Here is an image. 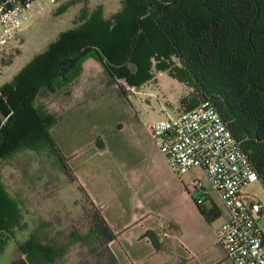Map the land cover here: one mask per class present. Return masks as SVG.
Segmentation results:
<instances>
[{
	"label": "trees",
	"instance_id": "trees-1",
	"mask_svg": "<svg viewBox=\"0 0 264 264\" xmlns=\"http://www.w3.org/2000/svg\"><path fill=\"white\" fill-rule=\"evenodd\" d=\"M80 21L0 87V169L22 150L53 158L88 202L87 231L72 230L68 242L89 243L98 257L118 264L108 246L116 233L53 139L56 116L36 103L41 90L55 93L76 79L89 58L110 78L135 88L153 79V68L166 72L190 88L189 97L181 98L187 109L210 100L264 189V0H122L110 17L98 5ZM23 224L22 203L0 175V251ZM145 234L161 246L153 230ZM66 245L46 239L38 228L17 242L19 255L7 264H54Z\"/></svg>",
	"mask_w": 264,
	"mask_h": 264
},
{
	"label": "crops",
	"instance_id": "crops-1",
	"mask_svg": "<svg viewBox=\"0 0 264 264\" xmlns=\"http://www.w3.org/2000/svg\"><path fill=\"white\" fill-rule=\"evenodd\" d=\"M101 72L106 73L102 65L89 58L81 74L63 86L67 92L62 94L61 103L69 108L76 99L75 106L63 111L50 133L116 233L108 246L118 264H235L217 240V228L227 219L220 197L201 167L181 175L171 169L148 127L160 117L140 114L128 104V93H123L127 88L109 76L104 77L96 96L79 101L84 79ZM165 107L167 114L161 118L188 110L181 99L173 111ZM191 179H198L206 193L189 190ZM198 195L203 199L201 204L194 200ZM147 230L156 233L159 248L145 234Z\"/></svg>",
	"mask_w": 264,
	"mask_h": 264
},
{
	"label": "rangeland",
	"instance_id": "rangeland-1",
	"mask_svg": "<svg viewBox=\"0 0 264 264\" xmlns=\"http://www.w3.org/2000/svg\"><path fill=\"white\" fill-rule=\"evenodd\" d=\"M121 3L122 0H56L54 4L44 7L41 13L31 17L20 35L0 48V87L12 81L61 31L79 26L85 12L89 14L101 5L103 15L108 18L119 10ZM152 73L153 79L140 91H131L124 79L117 80V83L127 88V102L135 106L140 114L161 118L167 114L165 106L173 111L182 97H189L191 90L186 85L183 87L172 82L166 72L161 74V71L153 68ZM104 77L108 78L107 73L101 72L95 73L92 79H84L79 101L96 96ZM60 88V92L55 93L43 89L36 100L38 105L56 116V122L61 120L65 109L75 106L76 101L66 108V104L61 103L62 94L67 92L66 87ZM149 91L157 92L150 95L147 94ZM0 175L9 193L21 201L24 222L22 228L10 234L1 249L0 264H7L17 257V242L38 228L39 234L46 239L59 245L67 244L66 251L55 259L54 264H108L105 257H98L97 251L91 250L89 243L81 240L68 242L72 230L80 233L87 231L85 215L88 202L76 183L68 179L53 158L22 150L13 158L2 161ZM242 191L246 197L264 202V189L258 180L248 183ZM259 225L264 233V221H259Z\"/></svg>",
	"mask_w": 264,
	"mask_h": 264
},
{
	"label": "built area",
	"instance_id": "built-area-1",
	"mask_svg": "<svg viewBox=\"0 0 264 264\" xmlns=\"http://www.w3.org/2000/svg\"><path fill=\"white\" fill-rule=\"evenodd\" d=\"M56 0H0V48L24 30L34 14ZM129 87L134 91V87ZM150 134L171 169L181 175L199 166L210 187L218 194L227 211V219L217 228V240L235 264H264V202L246 197L242 189L258 180L246 153L225 121L208 100L176 116L155 119ZM198 179L187 188L201 189ZM201 204V195L195 197Z\"/></svg>",
	"mask_w": 264,
	"mask_h": 264
}]
</instances>
